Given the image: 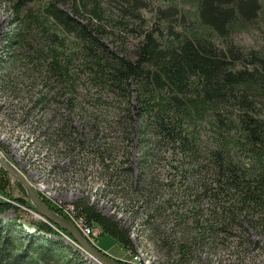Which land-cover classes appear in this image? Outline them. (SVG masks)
<instances>
[{"label":"trees","instance_id":"obj_1","mask_svg":"<svg viewBox=\"0 0 264 264\" xmlns=\"http://www.w3.org/2000/svg\"><path fill=\"white\" fill-rule=\"evenodd\" d=\"M4 1L12 14L5 63L44 81L49 94L38 102L59 104L57 97H64L75 108L81 86L94 89L123 105L118 122L138 123L143 142L188 160L189 167L179 171L193 177L183 190L190 232H162L165 264L188 261L198 244L242 227L241 220H264V0ZM249 29L259 32L260 48L234 43V34ZM0 77L1 84L11 81L5 70ZM94 103L109 104L98 97ZM74 132L69 123L68 137ZM9 183L0 166V194L12 200ZM15 200L34 210L30 200ZM166 203L173 206L170 199ZM72 206L71 216L91 226L96 240V232L106 234L134 252L128 229L115 215L103 214L86 197ZM7 211L15 216L0 218V264H91L81 248L62 240L65 235L73 241L68 231L50 220L24 225L21 208L0 198V215ZM177 214L186 225L187 216Z\"/></svg>","mask_w":264,"mask_h":264},{"label":"rangeland","instance_id":"obj_2","mask_svg":"<svg viewBox=\"0 0 264 264\" xmlns=\"http://www.w3.org/2000/svg\"><path fill=\"white\" fill-rule=\"evenodd\" d=\"M11 18L9 3L0 2V75L5 70L11 77L8 84L0 83L1 157L26 177L38 195L43 194L67 213L71 219H65L80 232L81 226L89 228L92 243L81 234L91 244L108 255L123 252L110 236H99L96 232V240L93 229L83 219L73 220L72 202L81 197L94 203L103 214L115 215L128 229L134 252L126 250V255L122 253L118 255L120 258H114L126 264H165V249L158 244L162 232L179 237H186L190 232V206L183 190L193 177H184L179 171L189 167L188 160L154 146L153 141L143 142L136 131L138 123L118 122V109L123 105L96 94L94 89L82 85L73 101L75 108L68 107L64 97H57L62 102L59 104L53 99L49 103L38 102L41 95L49 94L45 93L44 81L36 75H24L16 65L10 67L5 63L4 35L10 29ZM233 40L244 48L257 49L263 43L254 29L234 34ZM96 97L109 104L98 106L94 103ZM69 123L75 129L70 137ZM147 147L150 153L145 156L143 150ZM175 165L178 169L173 168ZM8 173L7 193L12 194L13 199L1 194L0 198L21 208L19 220L24 225L37 219L47 222L46 216L16 202L15 198H26L30 202L31 199L26 191L27 196L21 193L15 184L17 178ZM167 199L171 200L172 207L167 205ZM205 206L201 203L200 208ZM175 210L187 216L186 225L178 223ZM14 216V212L7 211L0 218ZM263 223L264 220L258 222L257 217L241 220L242 227H231L215 240L198 244L196 254L182 264H264ZM62 240L76 249L81 248L74 237L72 241L64 235ZM85 258L91 264H98L86 253Z\"/></svg>","mask_w":264,"mask_h":264},{"label":"water","instance_id":"obj_3","mask_svg":"<svg viewBox=\"0 0 264 264\" xmlns=\"http://www.w3.org/2000/svg\"><path fill=\"white\" fill-rule=\"evenodd\" d=\"M0 163L2 164V166H4V168L8 172L12 173L17 178V180L21 182V184L23 185V188L25 189L27 194L30 196L31 202L34 205L35 210L41 214L49 216V211L46 209L44 204L41 202V200L39 199V197L37 196L35 192V188L29 183L26 177L23 174H21L19 171H17L16 169L12 168L6 161L2 159L1 156H0ZM60 221H62V227L68 229L71 234L75 235L76 239L83 246L85 251L88 254H90L92 257H94L98 262H100L99 264H120L119 262L116 261L115 258L110 257L108 254H106L102 250H99L89 245L83 239V237L79 234V232L71 228V226L68 223H66L63 220H60Z\"/></svg>","mask_w":264,"mask_h":264},{"label":"bare ground","instance_id":"obj_4","mask_svg":"<svg viewBox=\"0 0 264 264\" xmlns=\"http://www.w3.org/2000/svg\"><path fill=\"white\" fill-rule=\"evenodd\" d=\"M1 156V155H0ZM3 159V158H2ZM0 165L2 166V164L0 163ZM3 168H4V166H2ZM5 169V168H4ZM6 170V169H5ZM7 171V170H6ZM20 182V181H19ZM21 183V182H20ZM22 185V184H21ZM22 187H23V185H22ZM35 192H36V194H37V191L35 190ZM37 196L39 197V199L41 200V198H40V196L37 194ZM41 202L44 204V202L41 200ZM34 206V205H33ZM44 206L46 207V209L49 211V216H46V215H44V214H41V213H39V212H37L36 210H35V207H34V210H35V212H37V213H39V214H41V215H44V216H46L49 220H51V221H53L55 224H57V225H59L60 227H62V221H60V220H63V221H65L66 223H68L70 226H71V228H73V229H75L77 232H79V234L83 237V239L89 244V245H91L92 247H94V248H97V249H99V250H101L99 247H97V246H95V245H93V244H91L92 243V241H93V239L92 238H90V234H89V228H87V227H80L81 229V232L85 235V236H87L89 239H90V241H91V243L81 234V232L79 231V229L74 225V224H72V222L71 221H69V220H67V219H65V218H63V217H61V216H59L58 214H55L53 211H51L45 204H44ZM73 220H75V221H77L76 219H74L73 218ZM63 229H65V230H67L68 232H69V230L68 229H66V228H64V227H62ZM70 233V232H69ZM71 234V233H70ZM73 237H74V239L77 241V244L81 247V250H83V252H85L91 259H93L95 262H97L98 264L100 263V262H98L94 257H92L90 254H88L86 251H85V249L83 248V246L78 242V240L76 239V237H75V235H73V234H71ZM103 251V250H102ZM104 252V251H103ZM106 253V252H105ZM107 254V253H106ZM110 256V255H109ZM110 257H112V256H110ZM114 258V257H113ZM116 259V258H115ZM116 261L117 262H119L117 259H116ZM120 264H123V263H121V262H119ZM135 263H138V261L136 262L135 261ZM139 264V263H138Z\"/></svg>","mask_w":264,"mask_h":264},{"label":"crops","instance_id":"obj_5","mask_svg":"<svg viewBox=\"0 0 264 264\" xmlns=\"http://www.w3.org/2000/svg\"><path fill=\"white\" fill-rule=\"evenodd\" d=\"M122 253L125 254V253H126V250L123 249V252H121V253H120V252H115V253H112V254L110 253V255L113 256V257H116V258H120L118 255H119V254H122ZM125 255H126V254H125ZM123 256H124V255H123ZM123 256H122V257H123Z\"/></svg>","mask_w":264,"mask_h":264}]
</instances>
